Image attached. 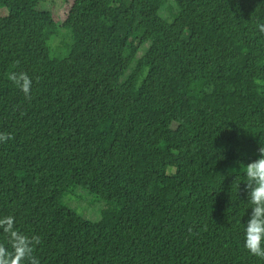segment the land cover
I'll return each mask as SVG.
<instances>
[{"label": "trees", "instance_id": "1", "mask_svg": "<svg viewBox=\"0 0 264 264\" xmlns=\"http://www.w3.org/2000/svg\"><path fill=\"white\" fill-rule=\"evenodd\" d=\"M39 2L0 0V264H264V0Z\"/></svg>", "mask_w": 264, "mask_h": 264}, {"label": "rangeland", "instance_id": "2", "mask_svg": "<svg viewBox=\"0 0 264 264\" xmlns=\"http://www.w3.org/2000/svg\"><path fill=\"white\" fill-rule=\"evenodd\" d=\"M67 0H40L39 10L43 12H50L53 19L57 20L60 16V11ZM174 4H170L167 8L160 10L159 15L164 19H169ZM8 10L0 5V19L8 16ZM72 45L71 34L65 30H57L49 38L48 47L50 57L52 59L63 60L69 54V47ZM145 46H142L139 51V56L145 52ZM138 56V57H139ZM262 167H255L253 171L262 172ZM61 205L78 215L82 220L89 223H98L101 221L102 212L105 211L107 205L105 202L97 200L87 190L83 188L71 189L62 199Z\"/></svg>", "mask_w": 264, "mask_h": 264}]
</instances>
